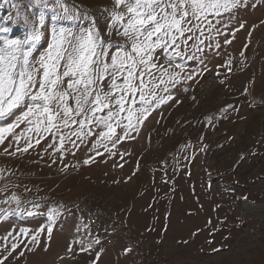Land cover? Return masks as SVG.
<instances>
[{"label": "rangeland", "instance_id": "1", "mask_svg": "<svg viewBox=\"0 0 264 264\" xmlns=\"http://www.w3.org/2000/svg\"><path fill=\"white\" fill-rule=\"evenodd\" d=\"M15 2L29 17L40 11ZM221 2L229 7L220 15L192 19L194 39L183 51L196 59L169 51V67L158 50L157 62L180 82L173 86L159 68L145 75L149 111L137 122L140 103L132 106L127 135L126 118L104 138L96 128L81 140L78 125L38 133L21 124L3 133V264H264V0ZM11 3L0 0V27L23 40L28 30L7 21ZM62 3L77 19L57 20L48 0L43 35L26 46L31 63L47 53L53 27L79 33L95 20L109 40L113 0ZM21 113L0 118V128ZM117 135L123 139L113 145Z\"/></svg>", "mask_w": 264, "mask_h": 264}, {"label": "snow or ice", "instance_id": "2", "mask_svg": "<svg viewBox=\"0 0 264 264\" xmlns=\"http://www.w3.org/2000/svg\"><path fill=\"white\" fill-rule=\"evenodd\" d=\"M235 2L233 0V5ZM47 4L48 0H30L29 6L40 7V11L35 17H29L21 10V4L12 0L14 14L9 15L7 21L28 30L23 40L9 39L6 34L11 29L0 27V118L17 109L22 110L14 124L0 128V143L4 142L3 133L13 132L21 124L29 125V130L38 133L78 125L80 132L73 131L83 140V135H93L96 128L100 129L95 133L98 137L110 136L114 126H120L122 119L126 118L127 135L126 129L134 127L132 106L140 103L137 122H141L149 111L144 91L145 75L154 76L152 69L159 68L169 76V83L173 86L180 82L168 68L157 62L158 50H164L169 67L173 64V55H167L169 51L175 57L196 59L195 55L186 57L183 51L194 39L189 35L194 27L192 19L220 15L222 7H229L221 0H113V7L106 10L105 17L109 40L101 38L95 20L79 33L53 27L47 53L36 63H31L26 46L39 41L43 35ZM51 11L57 20L77 19L76 13L71 12L62 0H55ZM113 32L121 39L113 41ZM196 47L197 51H203L198 45ZM175 67L182 69L183 66L176 63ZM186 78L191 79L192 74ZM163 90L169 92L167 87ZM147 95L153 99L156 96L154 91ZM122 113H128L127 117H122ZM86 125L88 129L84 132ZM16 139L18 142L19 137ZM64 139L66 137L61 134V147ZM122 139L117 135L113 145ZM30 147L29 142L18 150L26 152ZM88 162L84 161L85 164ZM51 218L49 216V220ZM48 232H51L50 227ZM15 247L13 245L12 250ZM0 264H3L2 260Z\"/></svg>", "mask_w": 264, "mask_h": 264}, {"label": "built area", "instance_id": "3", "mask_svg": "<svg viewBox=\"0 0 264 264\" xmlns=\"http://www.w3.org/2000/svg\"><path fill=\"white\" fill-rule=\"evenodd\" d=\"M97 218H99V217H96L94 222H96V221H97Z\"/></svg>", "mask_w": 264, "mask_h": 264}]
</instances>
